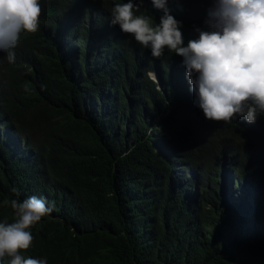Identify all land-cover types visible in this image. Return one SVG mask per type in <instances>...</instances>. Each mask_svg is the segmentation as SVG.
<instances>
[{"label": "trees", "instance_id": "trees-1", "mask_svg": "<svg viewBox=\"0 0 264 264\" xmlns=\"http://www.w3.org/2000/svg\"><path fill=\"white\" fill-rule=\"evenodd\" d=\"M107 28L101 0L55 1L0 74V221L54 203L24 253L48 264H264V127L205 119L183 66L157 88Z\"/></svg>", "mask_w": 264, "mask_h": 264}, {"label": "clouds", "instance_id": "clouds-1", "mask_svg": "<svg viewBox=\"0 0 264 264\" xmlns=\"http://www.w3.org/2000/svg\"><path fill=\"white\" fill-rule=\"evenodd\" d=\"M55 1L70 0H0V74L20 66L17 48L39 32ZM197 3L101 0L108 20L105 34L115 48L133 53L157 88L167 76L173 80L175 65L183 66L192 107L205 119L264 127V0H204V13ZM170 54L181 63H172ZM16 121L6 119L4 129L24 136ZM11 192L20 195L15 187ZM222 194L230 196L224 180ZM3 205L13 218L0 221V264H48L47 258L24 253L34 239L30 229L55 210L54 203L32 195L4 199Z\"/></svg>", "mask_w": 264, "mask_h": 264}, {"label": "rangeland", "instance_id": "rangeland-1", "mask_svg": "<svg viewBox=\"0 0 264 264\" xmlns=\"http://www.w3.org/2000/svg\"><path fill=\"white\" fill-rule=\"evenodd\" d=\"M224 185V184H223Z\"/></svg>", "mask_w": 264, "mask_h": 264}]
</instances>
